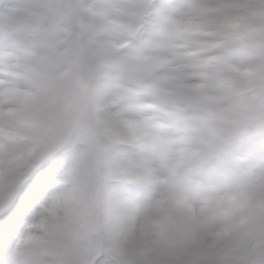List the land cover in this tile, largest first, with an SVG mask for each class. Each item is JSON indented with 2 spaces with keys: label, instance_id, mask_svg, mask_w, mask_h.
<instances>
[{
  "label": "snow or ice",
  "instance_id": "snow-or-ice-1",
  "mask_svg": "<svg viewBox=\"0 0 264 264\" xmlns=\"http://www.w3.org/2000/svg\"><path fill=\"white\" fill-rule=\"evenodd\" d=\"M0 264H264V0H0Z\"/></svg>",
  "mask_w": 264,
  "mask_h": 264
},
{
  "label": "clouds",
  "instance_id": "clouds-1",
  "mask_svg": "<svg viewBox=\"0 0 264 264\" xmlns=\"http://www.w3.org/2000/svg\"><path fill=\"white\" fill-rule=\"evenodd\" d=\"M223 227V221H213L211 219L206 220L205 235H210L212 232Z\"/></svg>",
  "mask_w": 264,
  "mask_h": 264
}]
</instances>
